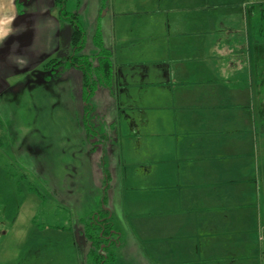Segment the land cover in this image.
Returning a JSON list of instances; mask_svg holds the SVG:
<instances>
[{
  "label": "crops",
  "instance_id": "1",
  "mask_svg": "<svg viewBox=\"0 0 264 264\" xmlns=\"http://www.w3.org/2000/svg\"><path fill=\"white\" fill-rule=\"evenodd\" d=\"M185 1L165 20L153 15L157 24L140 32L142 55L122 63L123 76L117 42L128 38L116 19L115 45L103 42L115 73L103 88L122 90L124 113L111 119L114 146L103 126L95 131L105 142L99 180L136 248L130 261L114 255L116 264H264V0ZM60 30L55 0H0V99L22 72L45 64ZM121 114L134 117L129 127Z\"/></svg>",
  "mask_w": 264,
  "mask_h": 264
},
{
  "label": "rangeland",
  "instance_id": "2",
  "mask_svg": "<svg viewBox=\"0 0 264 264\" xmlns=\"http://www.w3.org/2000/svg\"><path fill=\"white\" fill-rule=\"evenodd\" d=\"M185 2L68 0L65 8L76 16L85 32V45L78 53L81 56L97 55L98 32L106 47L115 45V19L120 22L121 32L128 38L124 44L117 42L116 54L122 69L125 60L137 62L141 57L140 32L145 34L157 24L153 15L165 20L170 9L184 7ZM178 13L188 16L187 12ZM72 33V22L61 19L57 49L53 48L39 69L22 72L14 87L11 84L5 90L4 100L0 99V264H97L86 229L101 208L94 206L95 201L105 199L110 209L116 197L109 188L104 195L105 188L101 187L99 177H104V172L98 148L105 142L95 131L103 126V131L109 133V145L114 146L111 119L124 113L119 98L122 90L118 96L116 91L110 93L98 87L95 96L88 99L95 111L92 107L84 111V75L74 66L66 68L64 63L74 52ZM131 43L137 45L135 53L129 55L125 49ZM96 65L98 62L94 61L93 66ZM128 117L134 118L120 116V122H126L127 127L132 122ZM130 140L137 142L138 137ZM258 143L264 173L262 127ZM109 170L115 174L113 166ZM136 200L138 204L143 202L141 198ZM114 209L112 222L123 246L113 244L105 252L130 261L131 255L132 259L135 256L130 253V246L136 248L125 228V212L122 207Z\"/></svg>",
  "mask_w": 264,
  "mask_h": 264
},
{
  "label": "trees",
  "instance_id": "3",
  "mask_svg": "<svg viewBox=\"0 0 264 264\" xmlns=\"http://www.w3.org/2000/svg\"><path fill=\"white\" fill-rule=\"evenodd\" d=\"M68 0H55V4L59 9V16L61 19H67L72 22V46L73 55L65 61V67L74 66L82 70L84 75V91L85 99L91 98L98 87L112 88L115 82V73L112 63V53L103 46V41L100 32L96 34L95 43L98 48V53L93 58L89 56H81L78 53L85 45V32L75 15L66 12L65 5ZM98 65L93 66L94 61ZM260 75H264V69L261 70ZM258 86H262L258 83ZM261 91L262 88H261ZM264 93V91H263ZM262 95V93H261ZM261 125H264V95L261 100ZM99 212L94 214L91 223L86 229L87 238L94 248L92 257L97 264H116V259L113 254H106L105 250L110 245H118L120 243V234L115 229L112 222V213L105 205ZM96 254V255H95Z\"/></svg>",
  "mask_w": 264,
  "mask_h": 264
}]
</instances>
